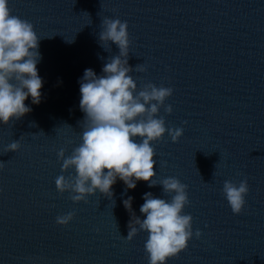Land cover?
<instances>
[{"label": "water", "instance_id": "obj_1", "mask_svg": "<svg viewBox=\"0 0 264 264\" xmlns=\"http://www.w3.org/2000/svg\"><path fill=\"white\" fill-rule=\"evenodd\" d=\"M0 264H264V0H0Z\"/></svg>", "mask_w": 264, "mask_h": 264}]
</instances>
